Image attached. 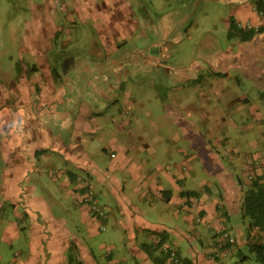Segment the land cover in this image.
Segmentation results:
<instances>
[{
	"label": "rangeland",
	"instance_id": "rangeland-1",
	"mask_svg": "<svg viewBox=\"0 0 264 264\" xmlns=\"http://www.w3.org/2000/svg\"><path fill=\"white\" fill-rule=\"evenodd\" d=\"M73 1L78 5L85 0H0V115L5 117L0 118V159L3 160H0V177L5 161L4 143H9L12 130L20 138L45 130L51 138H62V143L73 137L72 130L62 131L65 125L58 123L64 115L67 122L81 114L79 105L70 101L95 103V117L100 128L84 137L89 140L91 156L101 165L110 163L111 154L104 148L111 144L112 136L119 135H125L127 141L134 135H143L149 144L139 147V155L149 159V164H161L164 159L179 162L191 155L188 140L183 137V127L202 133L210 152L211 148L221 152L225 164H240L235 158L237 143L244 150L263 148L260 151L264 153V117H258L259 112L264 114V85L246 74L244 65L241 70L231 68L230 74L225 73L230 66L226 67L227 61L220 59L223 52L238 53L242 47L238 35L229 37L228 26L231 19L239 24L234 11L238 0H129L137 18L140 17L135 20L138 29L134 36L116 40L120 49L109 60L103 58L108 50V37L101 25L102 16L85 12L82 17L79 14L73 17L70 14ZM91 2L103 8L106 1L88 0L86 4ZM122 55L124 59L116 60ZM112 59L116 61L106 71L102 65ZM62 61L74 64V69L80 71L66 77L60 69ZM228 62L234 63L231 59ZM97 74L101 79L109 77L112 91L97 94L93 87H85V83ZM65 78L69 85L66 101L70 104L46 106L43 97L47 84L58 88L64 85ZM18 84L23 89H19ZM106 84L110 85L109 80ZM245 94L251 98L248 107L238 101ZM236 102L239 107L233 106ZM3 122L9 123V129ZM127 122L130 124L122 131V123ZM155 132L160 139L155 140ZM162 133L171 140L161 139ZM251 141L262 145L254 148ZM153 153L157 154V159ZM60 155V151L51 147L38 154L42 175L39 172L31 175L33 180L39 181L36 183L40 191L54 210L60 208L57 203L59 190L49 172L44 170L48 165H44L49 159L59 166L65 161L70 164ZM69 168L77 170L78 167L70 164ZM210 168L215 170V166L210 165ZM206 176V172L199 173L200 178ZM208 180L211 184L216 182L212 174ZM196 182L197 179L191 187L196 188L200 183ZM98 192L99 197L92 194L107 208L106 191ZM13 208L9 203L4 205L0 231L7 217L13 216ZM195 225L207 244L211 239L206 234L207 227L202 223ZM111 232L110 225L100 231L99 238L104 239ZM2 244L3 250L11 254L12 248ZM99 252L106 253L107 249ZM233 261L227 258L217 264ZM243 264L259 263L250 257Z\"/></svg>",
	"mask_w": 264,
	"mask_h": 264
},
{
	"label": "crops",
	"instance_id": "crops-1",
	"mask_svg": "<svg viewBox=\"0 0 264 264\" xmlns=\"http://www.w3.org/2000/svg\"><path fill=\"white\" fill-rule=\"evenodd\" d=\"M104 1L103 8L92 2L87 5L88 0L78 5L73 1L70 3L73 7L70 14L82 17L85 12H94L97 13L95 15L102 16L101 25L106 29L108 37V50L103 58L107 57L106 60H109L120 49L117 39L135 35L134 31L138 29L135 20L140 17L137 18L134 5L129 0ZM236 4L234 11L238 14L241 27L251 25L256 28L264 25V16L257 10L254 2L238 0ZM228 26L230 28V20ZM238 43L242 44L240 52H223L220 56L222 61H227L226 67L230 66L225 73L230 74L231 68L241 70L244 65L246 74L259 79L264 85V33L256 35L252 40ZM123 57L124 55L119 56L116 60ZM230 59L234 63L229 64ZM116 60L102 62V66L108 71ZM61 64L60 69L66 77L80 71L78 66V71L74 69V64L70 62L62 61ZM46 68H49V64ZM98 76L97 74L85 83V87H93L97 94L112 91L109 77L101 79ZM108 80L110 85L106 84ZM67 81L65 78L64 85L58 88L47 84L43 99L46 106L53 107L54 103L58 107L70 103L79 105L80 115L67 122L64 115L58 122L65 125L62 126V131H73L74 135L71 139L68 138V142L62 143L60 137L51 138L45 130L30 134L32 136L28 138H20L12 130L9 143H4L5 161L0 177V220L4 218L2 210L6 203L13 205L15 218L9 215L0 231V264H174L166 254L165 246L176 250L185 264H217L227 258L234 260L231 264H243L240 253L247 254L249 239L246 234L247 224L241 216L242 203L245 189L251 186L253 179L258 176L264 179V153L260 151L263 148L244 150L237 143L235 158L240 160V164H225L221 152L213 151L212 148L210 152L202 133L183 127V137L188 140L191 155L179 162L172 163L164 159L161 164H149V159L139 155V147L149 144L143 135H134L129 141L125 140V135H119L112 136L111 144L104 148L111 154L110 163L101 165L91 156L89 140L84 137L87 133H96L100 128L95 117V103L92 105L90 101H66L69 94ZM26 84L27 82L23 85ZM18 85L21 89V84ZM28 88L29 86L25 92ZM32 90L33 85L31 92ZM238 101L246 107L251 104V98L246 94ZM237 102L233 106L239 107ZM252 112L254 110L250 108L253 115ZM82 114L85 117H80ZM261 116L264 117V114L259 112L258 117ZM2 117L5 118L0 115ZM8 122L10 123L9 120ZM8 122H3L7 129ZM129 124L122 123V131ZM154 136L155 140L160 139L156 132ZM161 139L171 140L164 133ZM251 142L254 148L262 145L258 141ZM50 147L60 151L61 157L64 156L70 164L78 167L77 170L71 169L66 161L63 166H59L53 159L46 161L44 166L48 167L44 170L49 172L51 180L57 184L60 195L58 198L61 200L57 199L60 208L55 210L40 191L39 181L31 178L32 174H40L43 169V166H39L38 154ZM155 154L153 156L157 159ZM210 165L215 166V170ZM84 172L87 176H82ZM203 172H206L207 178L199 177V173ZM211 174L215 177V184L208 180ZM196 179V183H200L196 188L191 187ZM98 190H105L108 196L105 203L107 208L104 206L106 216L102 219L94 215L84 200L89 193L98 196ZM198 223L207 227L206 234L211 237L207 244L203 242L201 230L195 225ZM110 225L113 232L100 239V231ZM102 226L106 228L102 229ZM226 227L231 228L238 239L235 251L228 257L214 252L211 246ZM2 243L12 248L11 254L6 249L3 250ZM104 248L107 249L106 253L99 252Z\"/></svg>",
	"mask_w": 264,
	"mask_h": 264
},
{
	"label": "trees",
	"instance_id": "trees-1",
	"mask_svg": "<svg viewBox=\"0 0 264 264\" xmlns=\"http://www.w3.org/2000/svg\"><path fill=\"white\" fill-rule=\"evenodd\" d=\"M254 3L257 10L264 16V0H254ZM261 33H264V25L258 28H248V27L244 28L241 27L232 19L230 20L229 37H234L238 35L241 41H249L252 40L256 35ZM192 193L195 194V191H193ZM94 215L97 214L94 213ZM241 216L245 221V223L247 224L246 234L248 235V239H249L248 242L249 253L247 254L240 253V258L242 260L241 262H244L250 257H254L259 264H264V242H262L261 240H254L251 238L252 227L264 226V179L262 177L260 176L255 177L252 181L251 186L245 189ZM99 219L102 218L99 217ZM223 230H227L231 232L232 229L226 227L221 230V233L224 232ZM237 245L238 243L236 245L227 243L226 246L229 249L231 248L232 251H235Z\"/></svg>",
	"mask_w": 264,
	"mask_h": 264
},
{
	"label": "built area",
	"instance_id": "built-area-1",
	"mask_svg": "<svg viewBox=\"0 0 264 264\" xmlns=\"http://www.w3.org/2000/svg\"><path fill=\"white\" fill-rule=\"evenodd\" d=\"M248 28H253L251 25L247 26ZM258 28V27H256ZM252 177V176H251ZM84 200L90 206V209L93 213H96L99 217L103 218L106 216V208L102 206L95 196L92 193L86 194ZM105 229V226L101 227ZM220 236L217 238L216 241L211 243V246L214 248V252L220 253V255L224 257H228L232 255V249L227 248V243L232 245H236L238 243L237 237L227 230H223ZM251 238L254 240H261L264 242V226H254L251 228ZM164 250L166 254L169 256V259L174 264H185L181 261L178 253L176 250L170 248L169 246H165Z\"/></svg>",
	"mask_w": 264,
	"mask_h": 264
}]
</instances>
